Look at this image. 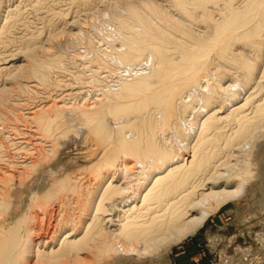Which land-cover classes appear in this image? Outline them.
Returning a JSON list of instances; mask_svg holds the SVG:
<instances>
[{
    "label": "bare ground",
    "instance_id": "obj_1",
    "mask_svg": "<svg viewBox=\"0 0 264 264\" xmlns=\"http://www.w3.org/2000/svg\"><path fill=\"white\" fill-rule=\"evenodd\" d=\"M81 131L86 172L53 181ZM263 145L264 0H0V264L166 252Z\"/></svg>",
    "mask_w": 264,
    "mask_h": 264
},
{
    "label": "rangeland",
    "instance_id": "obj_2",
    "mask_svg": "<svg viewBox=\"0 0 264 264\" xmlns=\"http://www.w3.org/2000/svg\"><path fill=\"white\" fill-rule=\"evenodd\" d=\"M108 9H110L109 4L107 7L100 4L99 10H95L94 17L88 19L87 27L92 25L91 28L98 33L107 32V30L113 32L114 29L107 27ZM81 20H85V18L82 17ZM74 32L76 33L77 30L72 31V33ZM96 36L98 35L96 34ZM94 43L97 48L101 47L100 49L107 47L106 42L99 36L95 38ZM78 129L77 132H79ZM82 132L84 131L78 133L77 138L76 135H73L66 143L62 142L59 145L58 166L51 170L55 171L53 181L56 182L64 176L76 177L86 172V164L89 165L88 158L92 154V147H94L92 144L94 143ZM263 148L264 145L258 148L260 155L252 168L253 175L248 179L249 181L245 184L240 196L223 205L209 217L196 233L172 245L166 252L149 251L140 255L118 257L111 255L98 262L95 259H90L91 264H223L227 257L224 249L227 247L226 244L230 243L228 241L230 239L234 242L228 248L229 251H226L230 257L234 258L233 264H264V251L258 247L259 243L264 246ZM37 181L34 180L33 183H37ZM21 199L27 200L28 196L21 195ZM241 245H243V250L250 249L252 252L248 258L236 251V248ZM219 253L223 260L219 257Z\"/></svg>",
    "mask_w": 264,
    "mask_h": 264
},
{
    "label": "crops",
    "instance_id": "obj_3",
    "mask_svg": "<svg viewBox=\"0 0 264 264\" xmlns=\"http://www.w3.org/2000/svg\"><path fill=\"white\" fill-rule=\"evenodd\" d=\"M230 243H228V244H226V248L224 249V251L226 252V254H227V257L224 259V263L223 264H233V261H234V258H232V257H230V255H229V253L227 252V251H229V247L233 244V242H234V240H232V239H230V240H228ZM229 245V246H228ZM242 246L243 245H241V246H238V248H236V251H238V252H240L245 258H248V255L246 254V253H249L250 255L252 254V252L250 251V249H248V250H243L242 249ZM258 247L260 248H262V251H264V246H262L260 243H259V245H258ZM224 248V247H223ZM223 248H222V250H223ZM227 250V251H226ZM222 254H223V252H222ZM219 257L221 258V256H220V253H219ZM222 259V258H221ZM223 260V259H222ZM221 260V261H222Z\"/></svg>",
    "mask_w": 264,
    "mask_h": 264
}]
</instances>
